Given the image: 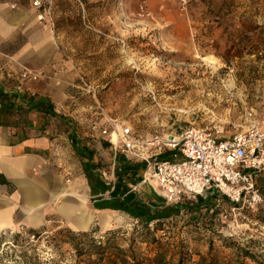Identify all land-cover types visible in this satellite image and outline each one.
Instances as JSON below:
<instances>
[{
    "label": "rangeland",
    "instance_id": "374dc122",
    "mask_svg": "<svg viewBox=\"0 0 264 264\" xmlns=\"http://www.w3.org/2000/svg\"><path fill=\"white\" fill-rule=\"evenodd\" d=\"M12 1L35 17L31 40L44 32L60 57L49 74L7 55L15 69L7 75L0 68V79L10 90L23 89L30 79L21 72L30 70L64 85L61 114L75 120L81 138L109 144L95 154L97 189L81 190L94 214L90 227L76 230L54 213L42 226L2 233L0 264H124V254L140 264H264V169L240 200L222 194L230 201H218L216 215L204 209L198 219L154 225L148 233L122 210L95 207L111 197L120 154L145 162L142 154L160 150L156 138L178 139L193 125L225 138L264 125V0H228L237 16L255 18L254 31L213 24L191 0H53L51 8ZM114 123L132 126L140 156L121 149L116 155L102 134L114 132ZM128 183L162 197L153 184Z\"/></svg>",
    "mask_w": 264,
    "mask_h": 264
},
{
    "label": "crops",
    "instance_id": "0c3cea01",
    "mask_svg": "<svg viewBox=\"0 0 264 264\" xmlns=\"http://www.w3.org/2000/svg\"><path fill=\"white\" fill-rule=\"evenodd\" d=\"M31 15L23 4L0 0V68L7 75L15 69L8 56L49 74L57 67L60 54L50 36L39 30L31 40L30 25L35 21ZM26 92L36 95L37 107L22 103ZM66 96L64 85L45 77L30 79L20 91L8 89L0 79V235L42 226L54 213L64 216L76 230H87L94 220L81 190L97 189L95 154L105 151V144L81 138L75 120L61 114ZM42 98L53 111L46 110ZM60 123L66 131L60 130Z\"/></svg>",
    "mask_w": 264,
    "mask_h": 264
},
{
    "label": "built area",
    "instance_id": "2783aa9c",
    "mask_svg": "<svg viewBox=\"0 0 264 264\" xmlns=\"http://www.w3.org/2000/svg\"><path fill=\"white\" fill-rule=\"evenodd\" d=\"M32 1L37 8H51L53 4V0ZM40 77L38 72H21L22 80ZM21 89L19 84L17 90ZM114 128V132L104 128L102 134L114 145L116 155L121 149L140 156L142 153L136 150L137 138L132 126L114 123ZM156 139L154 143L161 145L162 142L160 150L149 156L142 154L146 167L141 181L153 184L167 204L180 203L187 197L197 199L213 192L240 200L254 188L258 172L264 169V125L226 138L193 125L178 139ZM167 151L173 158L161 157ZM115 183L114 177L110 182L113 188Z\"/></svg>",
    "mask_w": 264,
    "mask_h": 264
},
{
    "label": "trees",
    "instance_id": "16d2710c",
    "mask_svg": "<svg viewBox=\"0 0 264 264\" xmlns=\"http://www.w3.org/2000/svg\"><path fill=\"white\" fill-rule=\"evenodd\" d=\"M191 4L202 5L204 7V15L208 17L211 23H218L226 27H233L240 25L248 31H254L259 25H255V18L243 16L239 17L235 13V6L231 5L228 0H191ZM18 95V93H13ZM36 95L31 93H24L21 96L22 103H26L30 108L37 107ZM41 103H46L47 99L42 98ZM47 111H53L50 104L47 102ZM53 113V112H52ZM56 113V112H54ZM105 145L109 142H104ZM91 154L93 152L91 151ZM87 155H90L89 153ZM162 158H173L171 152L167 151L161 155ZM145 162H135L124 155L120 154L117 162V181L114 188L108 187L111 192V197L106 199L104 203H97L99 208H112L126 212L132 216L142 226L144 232H149L152 226L162 227L169 221H176L189 217L191 220L198 219L203 216L204 209H207L212 215L219 213L217 205L221 199L230 201L229 198L222 196L218 192H213L208 195H200L197 199L185 198L182 202L177 204H167L165 198L158 196L153 191L151 192H137L129 186V181H141L143 172L145 170ZM264 181V178H263ZM216 206V208H214ZM29 233H33L35 237L42 236L43 231L37 229H30ZM21 232H17L15 236L19 238ZM81 235L91 236L90 233L84 232ZM32 243V242H31ZM93 245L98 243L92 241ZM113 240L109 239L107 245H112ZM120 249V248H119ZM122 253L124 250L120 249ZM134 259V262H131ZM122 261L124 264H140L133 255L124 254ZM162 261V260H161Z\"/></svg>",
    "mask_w": 264,
    "mask_h": 264
},
{
    "label": "bare ground",
    "instance_id": "6f19581e",
    "mask_svg": "<svg viewBox=\"0 0 264 264\" xmlns=\"http://www.w3.org/2000/svg\"><path fill=\"white\" fill-rule=\"evenodd\" d=\"M113 139H114V140L117 139V135H116V134H114ZM106 223H107V222H106ZM73 224H74V223H73ZM75 226H76V225H75Z\"/></svg>",
    "mask_w": 264,
    "mask_h": 264
}]
</instances>
